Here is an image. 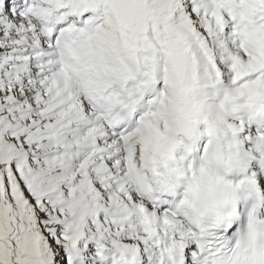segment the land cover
Masks as SVG:
<instances>
[{"label":"snow or ice","instance_id":"obj_1","mask_svg":"<svg viewBox=\"0 0 264 264\" xmlns=\"http://www.w3.org/2000/svg\"><path fill=\"white\" fill-rule=\"evenodd\" d=\"M0 264H264V0H0Z\"/></svg>","mask_w":264,"mask_h":264}]
</instances>
